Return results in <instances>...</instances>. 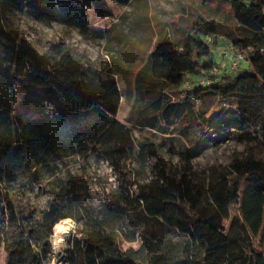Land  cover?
<instances>
[{
  "label": "trees",
  "instance_id": "1",
  "mask_svg": "<svg viewBox=\"0 0 264 264\" xmlns=\"http://www.w3.org/2000/svg\"><path fill=\"white\" fill-rule=\"evenodd\" d=\"M214 1L229 4L237 23L232 43L250 49L247 69L238 66L234 74L220 70L208 42L218 24L196 17L180 43L162 39L147 54L135 74L134 99L122 124L116 119L120 95L113 77L85 69L69 51L54 58L37 54L19 39L16 26L18 15L25 13L87 36V11L107 18L108 5L103 0H0V198L5 200L0 224L9 234L5 264H45L53 226L75 219L74 210L83 226L73 242V264H264V161L248 153L199 174L192 159L202 148V137L180 151L173 146L162 151L176 139L190 142L196 128L204 134L208 129L244 130L255 123L261 125L264 146V0ZM215 68L216 82L196 83L174 98L172 90L212 75ZM209 94L235 104L231 119L223 116L228 107L197 109L196 101ZM72 144L86 159L104 161L132 179L134 191L112 194L106 205L95 208L86 177L69 171L59 176L48 163V156ZM34 186L46 205L25 214L11 188L25 192ZM152 200L175 211L180 232L144 214L143 206ZM129 213L156 227L137 230V247L123 250L118 232L104 226ZM94 222L102 235L97 244L88 238Z\"/></svg>",
  "mask_w": 264,
  "mask_h": 264
},
{
  "label": "rangeland",
  "instance_id": "2",
  "mask_svg": "<svg viewBox=\"0 0 264 264\" xmlns=\"http://www.w3.org/2000/svg\"><path fill=\"white\" fill-rule=\"evenodd\" d=\"M110 8L111 16L99 18L88 10L87 36L80 35L76 30L66 28L56 22L41 23L32 20L25 13L19 14L16 22L18 37L30 44L31 48L39 55L58 57L60 53L69 51L72 58L79 62L85 69L105 78L113 77L120 95V106L116 119L126 124L131 105L134 99V78L137 70L143 64L147 54L154 49L159 41L168 39L180 43L184 31L191 26L196 17L214 20L218 24V31L210 38L214 53V60L224 70L230 67V61L235 59L237 67L247 69V56L249 50L243 51L236 48L232 39L237 36V23L232 15L227 2L214 0H128L126 5H117L110 0H103ZM212 39V40H211ZM186 87L172 90L174 98L179 99L184 95ZM214 106H224L229 109L224 113L225 120L233 117L235 104L232 101L221 102L214 95H203L196 101L199 110H210ZM259 123L247 124L244 130L226 129L221 132L206 130L201 134L199 129L191 131L190 142L176 139L173 144L167 142L162 146V151H167L170 146L174 151H180L194 143V139L202 137V148L192 159L193 169L201 174L209 167L228 165L232 159L244 157L253 153L256 158L264 161V146L260 144ZM134 134L140 132L133 129ZM156 142H162L158 135L144 132ZM200 140V138L198 139ZM49 165L56 167V174L63 176L66 171L76 176L86 177L89 181V197L95 208L107 204L112 194L124 189L131 193L134 191L133 180L124 178L104 161H97L93 157L86 159L85 154L75 144L67 145L66 149L48 156ZM176 163V161H175ZM27 176L21 177L25 181ZM15 204L21 212L28 214L46 205V197H37V187L22 192L19 187L11 188ZM5 200L0 198V209L4 207ZM143 212L148 217H156L161 223L174 231L180 232L175 223V211L163 207L157 201H150L143 206ZM75 230L67 238L69 247L65 254L53 253L50 242V254L45 264H73L75 253L73 242L80 238L79 230L83 226L79 222V213L73 211ZM0 216V221L2 220ZM153 222L137 219L134 214H126L107 223L104 228L117 231L121 239V248H136L138 245L137 230L155 228ZM0 264H5L7 252L6 240H9L8 229L0 224ZM94 244L102 241L99 224L94 222L92 231L88 236Z\"/></svg>",
  "mask_w": 264,
  "mask_h": 264
},
{
  "label": "clouds",
  "instance_id": "3",
  "mask_svg": "<svg viewBox=\"0 0 264 264\" xmlns=\"http://www.w3.org/2000/svg\"><path fill=\"white\" fill-rule=\"evenodd\" d=\"M75 227V221L71 218L62 219L53 226L52 236L50 237L53 253L65 254V250L69 247L67 238L73 233ZM53 264H55V261H53Z\"/></svg>",
  "mask_w": 264,
  "mask_h": 264
},
{
  "label": "built area",
  "instance_id": "4",
  "mask_svg": "<svg viewBox=\"0 0 264 264\" xmlns=\"http://www.w3.org/2000/svg\"><path fill=\"white\" fill-rule=\"evenodd\" d=\"M210 38H212V37L208 38V42H210L209 41ZM237 69H238L237 61L235 59H232L230 61L229 71L234 74V73H236ZM217 74H218V69L215 68V69H213L212 75L203 76L202 78L198 79L196 82H185L184 85L181 88L186 87L185 89L188 90L196 83L198 85H202L203 86V85H207V84H209V83H211L213 81L216 82L217 81Z\"/></svg>",
  "mask_w": 264,
  "mask_h": 264
}]
</instances>
